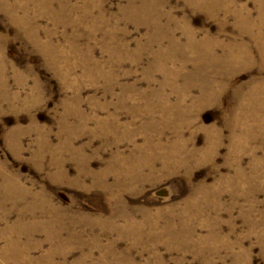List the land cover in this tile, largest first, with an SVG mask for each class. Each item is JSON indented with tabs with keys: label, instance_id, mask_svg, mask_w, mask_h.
<instances>
[{
	"label": "rangeland",
	"instance_id": "1",
	"mask_svg": "<svg viewBox=\"0 0 264 264\" xmlns=\"http://www.w3.org/2000/svg\"><path fill=\"white\" fill-rule=\"evenodd\" d=\"M209 9L0 0V264H264V27Z\"/></svg>",
	"mask_w": 264,
	"mask_h": 264
},
{
	"label": "bare ground",
	"instance_id": "2",
	"mask_svg": "<svg viewBox=\"0 0 264 264\" xmlns=\"http://www.w3.org/2000/svg\"><path fill=\"white\" fill-rule=\"evenodd\" d=\"M207 5L211 8L209 10H211L210 12L214 16H216V12L218 13L225 12L226 14H229V13L233 14L237 20L236 22H238L239 24H242L246 28V30H249L250 34H251V30L261 32L260 30L262 29V27H264V14L263 13H261L258 16V18L255 19L248 12L245 5H240L239 7H235L236 5L235 0H207ZM261 33L263 34V32ZM251 35L254 38L255 45L260 53V56L264 58V40L262 39L260 34L256 33V34H251ZM195 42H196L195 39L190 40V45L194 49H196L195 48V45H196L198 47L204 48L206 53L212 54V52L214 51V48H213L214 43L209 38L201 41V43L199 44H196ZM196 50H200V48ZM233 51L234 53H232ZM229 55H231L233 63H238L243 60H246V62L252 61L250 49L245 44H241L239 46L236 45L235 47H232V48L229 47L226 57H228ZM251 84H252V91L250 95L245 96L246 101H244L243 105L244 106H247L250 104L262 105V103H264L263 102L264 101V88H263L264 86L262 88H256V87H259L255 85L257 84L256 82H252ZM260 95H261V100H262L260 102L262 103H257L255 99L256 97L260 99ZM243 120L244 122H246L248 118H243ZM148 147L151 148V144H147V148ZM142 160L144 161L143 162L140 161V163L136 166V169L135 167H132L133 170L135 169V171H137L143 168L145 165H147L148 161L145 159H142ZM133 170L129 169L128 167H126V170H124L126 174L131 177L132 180L137 179V176H133V173L135 172ZM7 190L19 198L24 197V196H31L33 198V196L31 195L32 193L29 190L24 189L23 186L19 184L18 182L12 183L10 186L7 187ZM30 213L32 216H35L39 212L30 211ZM52 221H55V220H52ZM125 223H126V227L128 228L137 227V223L132 218L128 220H126L125 218ZM6 251H8V249ZM5 253H6L5 251L2 252V254H5Z\"/></svg>",
	"mask_w": 264,
	"mask_h": 264
}]
</instances>
